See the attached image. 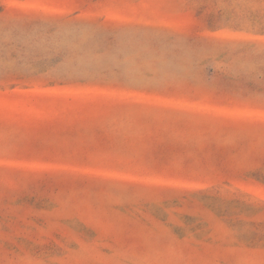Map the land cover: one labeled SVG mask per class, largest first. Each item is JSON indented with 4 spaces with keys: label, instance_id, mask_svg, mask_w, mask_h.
Listing matches in <instances>:
<instances>
[{
    "label": "rangeland",
    "instance_id": "1",
    "mask_svg": "<svg viewBox=\"0 0 264 264\" xmlns=\"http://www.w3.org/2000/svg\"><path fill=\"white\" fill-rule=\"evenodd\" d=\"M0 264H264V0H0Z\"/></svg>",
    "mask_w": 264,
    "mask_h": 264
}]
</instances>
